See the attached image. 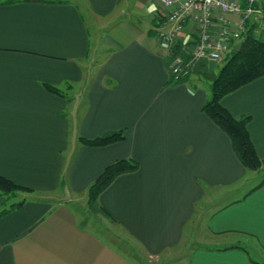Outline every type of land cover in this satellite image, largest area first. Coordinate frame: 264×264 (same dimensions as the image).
Returning a JSON list of instances; mask_svg holds the SVG:
<instances>
[{
    "label": "crops",
    "instance_id": "1",
    "mask_svg": "<svg viewBox=\"0 0 264 264\" xmlns=\"http://www.w3.org/2000/svg\"><path fill=\"white\" fill-rule=\"evenodd\" d=\"M126 1L0 0V176L29 190L0 215V264H139L123 240L146 257L189 242L180 264H260L264 183L203 111L209 64L168 84L160 1L136 0L148 14L131 30L115 25ZM221 104L250 117L264 160V76ZM118 130L106 146L79 141ZM128 158L139 170L90 202L89 186Z\"/></svg>",
    "mask_w": 264,
    "mask_h": 264
},
{
    "label": "trees",
    "instance_id": "2",
    "mask_svg": "<svg viewBox=\"0 0 264 264\" xmlns=\"http://www.w3.org/2000/svg\"><path fill=\"white\" fill-rule=\"evenodd\" d=\"M19 1L28 0H7L8 3ZM182 50L183 44L179 42L172 49V52L174 54H181L183 52ZM197 71L196 67L190 74L181 77L177 81H174L170 75L168 84L177 85L186 82L187 79ZM262 76H264V36L257 38L253 33H250L239 51L232 50L228 54L224 65L213 80L211 85V96L203 106L204 113L229 137L235 154L249 171H259L264 165V160L259 158L249 133L248 125L250 117L233 116L222 106L221 100L224 96ZM193 83L195 82L193 81ZM46 88L53 93L61 94L60 89L55 86L47 85ZM124 139V130H118L93 139L82 137L79 141L87 146L100 147ZM139 167V163L132 158L121 159L109 165L97 180L89 186V201L93 203L96 202L100 194L106 190L118 176L136 172L139 170ZM263 183L264 177L255 189L261 187ZM27 191H29L27 188L21 187L9 179L0 176V192L2 193L0 194L2 199L1 204H4L3 209L0 211V215L20 208L26 201L24 194ZM20 195L22 196L20 201H12ZM5 200L8 201L9 204L5 203Z\"/></svg>",
    "mask_w": 264,
    "mask_h": 264
},
{
    "label": "built area",
    "instance_id": "3",
    "mask_svg": "<svg viewBox=\"0 0 264 264\" xmlns=\"http://www.w3.org/2000/svg\"><path fill=\"white\" fill-rule=\"evenodd\" d=\"M164 22L159 41L172 57L174 81L201 63L220 61L233 45L253 33L264 36V0H160ZM183 43V52L172 49Z\"/></svg>",
    "mask_w": 264,
    "mask_h": 264
},
{
    "label": "rangeland",
    "instance_id": "4",
    "mask_svg": "<svg viewBox=\"0 0 264 264\" xmlns=\"http://www.w3.org/2000/svg\"><path fill=\"white\" fill-rule=\"evenodd\" d=\"M150 2H151L150 3V7H152V8L156 7L157 8V4H156L155 0H151ZM157 2H158V0H157ZM128 3H130V4H128ZM139 6L140 5L138 3H136V0H130V2L126 1V6L124 8V10H125L124 16L122 15L120 17H117L116 19L119 22H118V24H115V25H120L121 27H124V28H126L128 30H131V28H134L137 25H140L139 22H138V20H139L138 17L146 16L148 14V10L146 9V6H145V8L139 7ZM152 12L154 13L155 9H153ZM121 21H123V22H121ZM108 22H109L108 24H110L108 26V28L111 26L109 31H112L115 28V26L111 25V24L113 22H115V20L110 18V20ZM107 32L103 31L102 33L103 34H107ZM110 34H113V33H110ZM228 54H225L223 59L220 60V61H210L208 63L209 67L207 68V72L208 73L206 74V76H204L205 74L204 75H202V74L199 75V77L201 78V83H203V85L206 88L211 87L214 78L217 76V74L219 73L220 69L224 65V63L226 61V58L228 57ZM263 166H262V168L259 171H257V172H259L258 175H259L260 180H262V178L264 177ZM0 194H2V193L0 192ZM1 203H2V199H1V196H0V209H2L3 206H4V204H1ZM5 203L9 204L8 201H6ZM185 241H189V240H185ZM127 242L128 241L123 240L121 245L124 246V248H125V250L127 252H132L133 251V254H134V253H136V251H138L139 258L137 259V261L139 262V264H180L185 259V257L181 255V252H183L182 249L185 247V246H183V244L189 243V242H183L181 244V246H179L178 248H176L174 250L167 251L162 256L146 257L143 254V251L138 246H136L137 248L135 246H133V248H132L131 247V243L128 242L129 243V245H128ZM189 247L190 246H188V248ZM251 256L253 257V259L258 261V263L264 264V260H262V258L259 255L257 256V254L254 251L251 252Z\"/></svg>",
    "mask_w": 264,
    "mask_h": 264
},
{
    "label": "water",
    "instance_id": "5",
    "mask_svg": "<svg viewBox=\"0 0 264 264\" xmlns=\"http://www.w3.org/2000/svg\"><path fill=\"white\" fill-rule=\"evenodd\" d=\"M244 42H245V39H242V40H240L239 42L235 43V44L233 45L232 50H233V51H239V50L242 48Z\"/></svg>",
    "mask_w": 264,
    "mask_h": 264
}]
</instances>
